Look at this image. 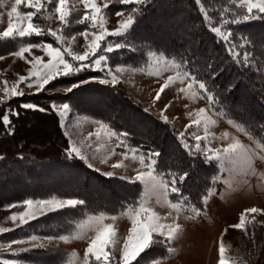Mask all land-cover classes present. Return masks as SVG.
<instances>
[{"label":"rangeland","instance_id":"obj_1","mask_svg":"<svg viewBox=\"0 0 264 264\" xmlns=\"http://www.w3.org/2000/svg\"><path fill=\"white\" fill-rule=\"evenodd\" d=\"M105 2H108V0H95L97 6L101 8H103ZM14 3L15 0H0V33L7 28L9 22L7 13L11 11ZM68 3L70 5L69 10L72 13L70 19L73 23L66 30L65 34L71 36L74 32L83 31L87 28L88 22L85 24L75 23V20L82 16L85 11L84 5L80 0H68ZM118 5H121L118 3V0H111L109 4L111 15H109L105 22V29L108 32L115 31L118 24L131 14L133 5L113 10ZM54 7V4L49 5V9H53ZM243 9L246 11V8ZM20 10L24 12L34 11V9L26 8L23 5L20 6ZM121 10H124L123 15L116 16L115 12ZM34 22L40 24L45 30L51 29L52 31H56L63 27L54 11L45 12L42 10V14H38ZM90 31L98 32L99 29L97 27ZM92 39L91 34L87 37V40L84 36L78 35L74 41L69 42L66 40L63 44H58L52 36L46 34L40 37L33 35L30 38H24L22 41L18 39V42L27 43L29 40L31 42L34 41L33 43L46 42L52 44L53 47L69 48L72 54L83 55L85 51H88L87 44L91 43ZM117 40L123 42L121 37H107V42H115ZM21 43H19V46ZM104 43L102 42V45ZM3 49L0 53L3 52ZM151 52H155L156 55H150ZM159 52H147L137 67L126 64L111 65L109 62H111V58L113 59L110 56L112 53H98L109 57L108 65L112 68V75H115L117 78L115 84L111 82L107 71L101 70L98 66L84 68L68 76L60 74L57 78L62 79L65 77L66 79V77H71L73 80V83L62 87L63 93L72 84L82 85L89 81L101 83V80H103L104 83L102 84L124 93L132 103L138 105L145 113L169 124L175 130L180 144L187 153L188 149L185 146V141L188 145L193 146V151H196V137L199 136L201 138L200 151L197 153L196 158H200L203 161L205 159L203 155L205 146L212 150L223 149L228 147L234 140H238L241 144L251 147L254 146V138H264V132H256L250 126L236 120L222 103L219 102L216 105V109H223L227 112L228 116L237 124L242 125L244 131L235 126H230L227 123V118L220 117L216 109L209 110V105L203 96H198L197 99L193 100L188 98L185 93L179 91L180 88H187L188 84L192 83V88L189 89L188 95L190 96L193 91L199 93L198 84L195 81H185L184 84H181L177 80L161 93L159 100H154L155 94L164 83V80L170 75L175 76L177 71H183V68L177 69L175 65L166 62L173 58L171 56L165 55V62H159ZM9 53L10 51L0 55L4 57V59H0V105H4L14 97L41 92L37 90L38 85L35 83L29 88L23 83H18V80L20 76L27 77L29 70L32 68V65L25 63V60L30 61L33 57H41L43 62L47 63L49 59L44 51L37 48H33L30 53H25L24 60L11 56ZM63 55L65 59L74 65L78 66L81 63H87V61H72L71 56L67 52L63 53ZM92 59H95V57H92ZM176 59L180 60L179 58ZM249 66L255 70L258 68L254 59L252 60L251 58ZM117 68L122 70L117 71ZM132 69L138 70L133 71ZM157 72L161 73L159 77L156 75ZM92 73H94L93 77H86L89 74L92 75ZM84 76L85 80H77ZM63 79L60 83L66 85L67 82ZM14 87H18L23 94L12 96L11 91ZM44 93L50 94L51 91L47 90ZM166 104L168 108L166 111H163ZM201 108L205 109L206 117H210L216 121L215 125L209 127L207 139H205L203 123L199 126L194 123L197 119L196 114ZM55 111L61 117L64 125L62 127L67 132V136H69L71 142H75L77 148L81 150L82 155L87 157V159L83 160L89 167L111 181L119 180L120 184H125L124 187H128L129 184L135 187V192L136 187L140 191L134 197V187L131 186L126 189L123 185L120 187L115 185L118 196L112 202V209H115L114 212L104 205L99 206V208L96 206L93 209L94 205L101 204L89 205L85 201L86 199H82L87 197L85 194H83L84 197L82 195L80 197L70 196V198L82 199L86 203L78 206L76 209L48 212L47 214L52 213L54 217L57 215L59 218H64L63 220L67 221L65 223L66 227L55 232H52V230L47 232V225L42 224L44 220L46 221V218L43 219L42 217H45L47 214H39L37 207L30 209L29 206L23 203L27 199H38V197L26 198L7 204L16 205L15 207L8 208L5 204L0 207V229H7L8 231L0 232V260L13 259L18 264H84L85 250L92 238L97 234V231L102 230L107 225H112L116 233L114 237L115 242L110 244L106 248V251H109L112 257H114V264H119L123 244L128 235V230L132 226L129 217L138 209L140 202H143L146 208L161 217L160 223L171 224L175 221L181 226V232L168 246L172 249V255L169 256L167 249L159 246L164 238L154 234L152 239L157 241V246L145 250L144 253L149 259L144 260L143 264H218L221 242L224 243L226 248L225 256L233 258L234 264H264V169L258 168L255 176L247 182H245V178L243 177L236 179L235 174L230 176L227 172H221L220 175L223 179L218 183H214L213 186L222 195L210 197L206 204L201 203L198 207L201 209V214L198 216L192 214L190 205H185L184 211L178 215L174 210L170 209L169 205L165 203L163 197L158 192L152 191V181L147 177V172L149 171L147 167L141 165L138 158L134 161L131 155L129 159L123 160L120 155L121 149L116 147L118 138L109 139V131L114 130L110 129L106 123L84 114H78L72 111L71 108L67 111L56 108ZM61 112H63V115H60ZM101 123L105 127L102 128ZM48 127H51L50 121L40 118V121L37 120L35 123H32L30 128L26 127V130L29 128L32 133L36 132L34 135L36 137L32 135L33 137L30 136L32 137L31 139L28 138L34 142L40 141L39 135H43L49 129ZM245 132L251 135H245ZM180 133H184V140L180 139ZM225 133L227 134V139L224 138ZM125 143L127 144V142ZM105 160L107 161L106 163L102 162ZM122 161L124 167L120 169L112 168V164ZM216 163L214 161L212 164L214 172L216 171ZM141 171L146 174L145 179L147 182H131L137 173ZM110 172H114L115 175L108 176L107 173ZM157 174H159L158 171ZM225 179L229 181L228 184L224 183ZM210 183L212 182L210 181ZM93 184L95 186L99 185L97 182ZM96 188L94 186L90 187V193L91 191L96 192ZM171 195L169 193V199H171ZM63 197L58 195L57 198L61 199ZM125 197H129V199L125 200ZM253 207L259 211L245 215V227L243 230L231 227V225L239 223L240 216L241 214H245V210ZM29 211L36 214L37 218L29 220L28 223L21 224L20 217ZM64 211L66 215L62 216V214H59ZM101 214H104L105 217L116 216L117 219L105 218L102 221L89 219L90 217H99ZM13 216L17 217L15 221L10 219ZM40 228H42V233H39ZM33 235L43 237V239L31 241L30 237ZM59 235H79L80 238L70 239L68 242L57 238L47 239L49 236L57 237ZM13 239L23 240L24 243L11 244L8 247L7 245ZM59 246L66 248L68 251L58 248ZM13 253H18V255L14 256L12 255ZM144 253H141V255ZM33 256L36 258L33 259ZM142 257L145 256L142 255ZM141 259V257L137 258L139 261ZM92 264H95L94 260Z\"/></svg>","mask_w":264,"mask_h":264},{"label":"trees","instance_id":"obj_2","mask_svg":"<svg viewBox=\"0 0 264 264\" xmlns=\"http://www.w3.org/2000/svg\"><path fill=\"white\" fill-rule=\"evenodd\" d=\"M202 3L211 18L207 22L196 0H149L143 6V14H137L131 31V43L136 50H115L110 54L113 59L109 63L137 67L149 51H163L165 55L181 61L187 58L194 75L208 83L211 92L232 117L260 133L259 126L264 125V19L225 26L231 28L234 34L232 39L241 53V59L245 49L239 47L244 43L239 38H249L246 50L251 53L250 58L254 59L258 68L255 70L249 66L245 69L241 67L240 61H233L228 46L211 29L220 26V13L225 7L230 9L226 14L229 18L233 12L246 14V11L237 8L233 0H202ZM129 6L118 5L113 10ZM19 43L18 40L0 39V51L4 48L0 55L17 50ZM210 71L216 73L214 81ZM63 78L66 85L57 78L46 85V90L14 97L0 105V117L9 106L19 113L18 117H9L14 125L12 135L5 132L0 121V207L26 198L49 195L80 197L85 194L87 197L83 196L82 199H86L89 205L101 204L94 205L93 209L104 205L115 211L112 209V202L118 196L115 185L124 187L125 184L103 177L79 158L68 155V139L62 131L58 113L51 107L52 104L62 103H67L78 114L106 123L115 132L129 133L127 144L145 151L152 149L160 152L158 172L162 170L182 174L187 171L189 177L182 185L183 193L190 197V204L200 206V195L210 183L214 167H206L202 159L190 157L169 124L153 118L132 103L124 93L102 83L89 81L74 88L71 93H63L62 87L73 83L71 77ZM77 80H85V76ZM47 90L51 93H44ZM24 103L48 110L40 112L21 108L20 105ZM40 118L48 119L51 127L39 135L40 141L34 142L30 139L36 132L32 133L29 128ZM26 127L29 128L26 130ZM95 182L99 185L95 186ZM92 186L97 187L96 192L90 193ZM131 186L128 184L124 188ZM139 191L136 187L135 192L134 187L133 196ZM171 199H176L174 194ZM59 214L66 215L65 211ZM42 218H46L42 224L47 225V232L66 227L67 221L57 215L54 217L52 213ZM39 233H42V228ZM142 255L145 257L137 260L139 264L149 259L145 253ZM137 261L133 264H137Z\"/></svg>","mask_w":264,"mask_h":264},{"label":"snow or ice","instance_id":"obj_3","mask_svg":"<svg viewBox=\"0 0 264 264\" xmlns=\"http://www.w3.org/2000/svg\"><path fill=\"white\" fill-rule=\"evenodd\" d=\"M84 5L85 11L82 16L75 20L77 24H85L88 22L87 28L83 31L74 32L71 36L65 34L69 26L73 23L70 19L72 16L70 5L68 0H15L14 5L11 8V11L7 13L9 17V22L5 31L0 33V39L5 41L12 40L13 42L19 40H24V38H30L33 35L40 37L44 35L52 36L58 44H63L66 40L71 42L74 41L76 36H84L87 40V37L91 34L93 39L91 43L87 44L88 51H85L83 55L72 54L69 48L62 47H53L52 44L46 42L33 43L30 40L27 43H21L17 50L9 53L11 56L18 57L24 60V54L30 53L33 48L40 49L44 51L49 57L47 63H44L41 57H33L32 60H25V63L31 64L32 68L28 72V76H20L18 83H23L27 87L31 88L35 83L38 85V91L46 90V85L50 81L57 78L58 75L62 74L68 76L74 72H79L84 68H91L93 66H98L101 70H106L108 76L111 78V82L115 84L117 78L115 75H112V68L108 65L109 57L104 54L98 53H112L114 50L129 48L130 50L135 51L136 49L131 43V31L134 28V25L137 20V14L142 15L144 10V5H146L149 0H118V3L121 5H133L131 8V14L117 26V29L113 32H108L105 29V22L111 15L109 4L111 0L105 2L103 8L97 6L95 0H80ZM196 3L200 6V11L203 15L204 20L207 22L211 18L208 14V11L203 6L202 0H196ZM237 8H246V14L244 13H231V18H229L227 13L230 9L225 7L223 12L220 13V26L212 27V31L222 39V41L228 46V51L230 56L233 58V61H240L241 67L247 69L249 67V60L251 53H249L247 48V43L249 42L248 37H240L239 39L244 41L239 47L245 49L243 52V58L241 59V53L237 51L236 45L233 42V32L231 28L225 27L228 25H239L244 22L256 19H264V16L259 14H264V0H233ZM55 5L53 9H49V5ZM23 5L26 8L34 9V11H21L20 6ZM42 10L54 11L58 16V19L63 26L61 29L52 31L51 29L45 30L40 24L35 23L34 20L38 17V14H42ZM255 10V11H254ZM124 10L115 12L116 16H122ZM98 27L99 31H90L91 29H96ZM115 36L121 37L123 42L117 40L115 42H107V37ZM102 42H105L102 45ZM67 52L72 61H87V63H81L78 66L74 65L67 59H65L63 53ZM150 55H156L155 52H151ZM95 57V59H92ZM0 59H4L3 56H0ZM159 62H165V53L163 51L159 52ZM168 64H173L177 69L183 68V71H177L175 76H168L164 83L160 86L159 90L156 92L154 100H159L161 98V93L169 87L170 84L175 83L177 80L181 84H184L185 81H195L198 84L199 93L193 91L190 96L188 95L189 89L192 88V83L188 84L187 88H180L179 91L185 93L186 96L190 99H197L198 96H203L208 105L209 110L216 109V105L219 103L216 95L211 94V88L205 80L199 79L194 75L192 68L188 65L190 63L189 59H184L182 61L177 60L176 58H171L166 61ZM211 69V65H209ZM122 69L117 68V71ZM136 71L138 69H132ZM161 73L157 72L156 75L159 77ZM212 80L216 78V73L210 71ZM34 78V79H33ZM7 83V81H5ZM101 83H104L101 80ZM79 84H72L67 87L66 91L71 93L74 88L78 87ZM23 93L14 87L11 91L12 96L22 95ZM24 109H32L34 111L46 112L48 109L34 105L32 103H24L20 105ZM53 109L61 108L65 111L70 109V106L67 103H62L60 105L52 104ZM168 105H165L163 111H166ZM217 114L220 117H226L227 123L230 126H235L241 131H244L242 125L237 124L228 113L223 109H216ZM10 115L19 116V113L12 109L11 106L4 112L3 116L0 117L2 121L3 128L8 135H12L14 131V125L12 120H10ZM63 115V112L60 113ZM197 119L194 123L199 126L201 123L204 125L205 139L208 136V129L210 126L215 125L216 121L210 117L205 116V109H199V112L196 114ZM62 126L63 122H62ZM101 127H105L101 123ZM260 131L264 132V125L259 126ZM109 139L118 138L116 142V147L121 149L120 155L123 160L131 158L135 161L137 158L141 165H144L149 170L147 172V177L152 181L151 189L152 191L158 192L164 199L165 203L169 205L170 209L174 210L178 215L184 211L185 205L191 206V212L193 215L198 216L201 214V209L196 207L194 204H190V197L185 195L182 190V185L185 183L186 179L189 177V173L184 171L182 174H177L174 172H163L162 170L157 174L158 168V159L161 156V153L148 149L142 150L140 147H133L131 144H126L128 140L129 133L127 132H115L109 131ZM245 135H251L248 132H245ZM179 137L181 140H184V133H180ZM224 138L227 139V134H224ZM200 137H196V151H193V146L188 145L185 141V146L188 149V154L190 157L195 158L197 153L200 151ZM254 146H247L241 144L240 141L234 140L232 143L223 149L212 150L210 148L203 149V155L205 157L204 164L206 167H211L213 162L216 163V171L210 177L212 183L206 185L205 191L200 195V202L206 204L210 197L215 195H222V193L217 192L214 183L220 182L223 177L220 175L221 172H227L230 176L235 174L236 179L241 177L245 178V182L250 180L255 176L258 168L264 169V138H254ZM79 157L81 159H87L83 156L81 150L75 146H70L68 150V155L70 157ZM2 158V157H0ZM106 163L107 161H102ZM227 165V167H226ZM124 167L123 161L120 163L112 164L113 169H120ZM108 176L115 175L114 172L107 173ZM146 174L141 171L138 172L134 180L131 181L135 183L140 181L146 183L145 179ZM225 184H228L227 179L224 180ZM169 193L174 194L176 199H169ZM159 202V200H158ZM23 203L31 209L32 207H37L39 214H47L48 212H57L62 211L66 208L76 209L78 206L84 205L86 202L82 199L77 198H67L60 199L57 197H51L49 199H27ZM16 205H7L6 207H15ZM259 210L255 207L245 210V214H241L239 223L231 225L232 228L243 230L245 227V215L247 213H256ZM26 217V219H25ZM37 215L31 211L25 212L20 217L21 224L28 223L29 220L36 219ZM105 218H111L112 220L117 219L116 216L105 217L104 214H101L99 217H90L89 219H95L97 221H102ZM131 228L128 230V235L123 244V248L120 255L119 264H132L133 261H137L138 257H141V253H144L146 249L150 247L157 246V241L153 240V235L162 236L164 239L159 244L160 247L167 249L168 255H172V249L168 247L181 232V226L179 223L173 221L171 224L160 223L161 217L156 215L150 209L144 206L143 202H140L138 209L134 214H131ZM13 221L17 219L16 216L11 217ZM7 229H0V232H6ZM226 231V230H225ZM116 233L112 225H107L102 228V230L97 231V234L92 238L88 247L84 253V264H92L94 260L95 264H114V257L109 251H106V248L114 243V237ZM223 235V234H222ZM57 238L61 241L68 242L70 239H79V235H59L57 237L49 236L47 239L51 240ZM38 239H43V237H38L33 235L30 237L31 241H36ZM24 243L23 240L13 239L7 245L8 247L11 244ZM225 245L221 242L219 247V261L218 264H234V260L231 257L225 256ZM12 255H18V253H13ZM143 258V257H141ZM0 264H18L16 260L13 259H3L0 260ZM139 264V261H137Z\"/></svg>","mask_w":264,"mask_h":264},{"label":"crops","instance_id":"obj_4","mask_svg":"<svg viewBox=\"0 0 264 264\" xmlns=\"http://www.w3.org/2000/svg\"><path fill=\"white\" fill-rule=\"evenodd\" d=\"M55 110V109H54ZM57 112V111H56ZM58 116H59V114H58ZM59 121H60V125H61V128H62V131H63V133H64V135L66 136V138L68 139V143H69V147L70 146H75V147H77V145H76V143L75 142H71V140L69 139V136H67L68 134H67V132L63 129V127H62V120H61V117L59 116ZM76 158H79V157H76ZM79 159H81V158H79ZM83 160V159H82ZM83 162L86 164V162L83 160ZM87 165V164H86ZM88 166V165H87ZM89 167V166H88ZM90 169H92L91 167H89ZM92 170H94V169H92ZM95 171V170H94ZM58 197V196H56V195H49V196H45V197H40V198H38V199H49V198H51V197ZM68 197H63V198H61V199H67ZM70 198V197H69ZM52 237H55V236H52ZM58 248H63V249H65L64 251H68L66 248H64V247H61V246H59Z\"/></svg>","mask_w":264,"mask_h":264}]
</instances>
